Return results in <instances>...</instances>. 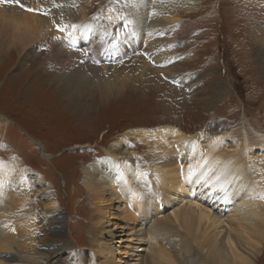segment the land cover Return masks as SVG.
Returning a JSON list of instances; mask_svg holds the SVG:
<instances>
[{
  "label": "rangeland",
  "instance_id": "374dc122",
  "mask_svg": "<svg viewBox=\"0 0 264 264\" xmlns=\"http://www.w3.org/2000/svg\"><path fill=\"white\" fill-rule=\"evenodd\" d=\"M79 1L82 5L75 7L77 14L74 17L75 22H79L85 16L95 19L106 18L111 12L122 16L119 22L123 25L122 20L126 15L124 8L128 0ZM199 2L201 3L197 12L187 13L183 10L179 12L182 22L186 19L201 18L200 21L203 22L198 28L197 35H194L191 29H188L186 34L179 31L181 44L178 47V55L180 56L177 60L171 61L169 66L179 70H164L160 63H156L152 65V68L156 69L157 73L153 70L155 74L146 78L140 76L136 80H134L136 75H132L134 71H127L126 77L120 76L115 79L117 85L122 80H126L127 87L119 86L120 91L107 100L101 99L97 88L100 86L99 78L103 76H92L94 73L88 72L85 76L92 82V86L87 87L91 91L83 88L84 90L79 92L78 96L70 97V94L67 96L58 87L54 78V63L49 62L45 69H40V66L36 64L37 60L45 59L49 48L47 44H41L40 39L36 41L40 44L35 42L28 48L30 53L27 57L23 55L24 58L13 47L9 48L11 41L6 43L7 46L4 47L6 52L0 57V160L12 161L17 158L29 171L24 194L13 201L14 204L16 202V206L24 204V201L37 205L38 214L34 215L36 222L33 224L31 217L29 225L34 226L38 236L39 247L34 252V256L38 254L43 258L39 259L40 263H31L22 257L17 259L13 257L15 262H9L2 256L0 262L5 261L3 264H89V262H82L88 253L83 254L81 251L92 253L91 246L96 242L97 235L93 231L94 213L90 208L88 191L83 184L82 166L100 159L101 157L97 158L98 156H105L106 148L127 135L130 150L138 154L139 162L132 159L127 160L128 162L123 165L132 164L131 170L137 171L135 168L137 164L140 165L141 170H147L156 143L146 130L154 127L171 126L180 133L188 135L187 137H194L198 143H196V150L210 151L203 163H206L208 158L214 159L216 156L215 152L206 146L211 139H215V136L231 132L236 137V144L243 143L247 136L252 138L248 151L242 153L243 155H238L235 144L222 145L220 153L224 157L218 161L222 163L221 165L224 162L232 163L234 158L237 162L239 161L233 165L230 175L232 186L229 185V189L235 190L234 196L238 197L237 203L248 200L250 195L248 192L252 187L259 192L257 191L251 200L264 198V146L259 151H251L254 145L260 142L262 144L264 139L261 138L264 134V65L258 62L261 57L254 55L257 45L255 46L253 27L244 10L246 4L244 0H199ZM174 14L178 15V12ZM53 48L57 49L55 46ZM131 52L129 48L126 49L127 54ZM24 53H26L25 50L22 54ZM110 53L103 51V59H111ZM122 62L116 63L120 65L118 69L140 66V64L129 66L124 64L126 62ZM123 64L124 66H121ZM99 65L107 66L106 61L100 62ZM109 75L105 74L107 78ZM214 82L220 83V96L214 103L211 102L212 107H206L209 101L203 104L201 87ZM200 133H206L211 137L210 141H202L198 136ZM171 144L179 145L174 142ZM174 148L176 149L172 147L173 150ZM229 168L226 166L224 170ZM236 170H240L237 175L233 174ZM261 173H263L262 178ZM147 175L148 178L152 175L155 182L160 184L159 173L153 171L150 174L148 171ZM128 177L134 185V190L130 195L126 194V201L120 202V207L115 204V209H111L108 212L109 215L105 214L111 221L109 227H117L115 229L117 240L124 225L130 219L124 216L127 213L126 209L132 212L135 219H141L136 200L142 193L140 191L143 187L140 184L148 183L149 180L139 181L138 177L135 179L129 175ZM29 178L33 192L29 189ZM39 182L42 185L39 186L37 184ZM47 187L52 193L53 203L61 212L59 223L60 227L63 226L61 234L54 231L51 223L53 218L43 216L47 208L41 192ZM174 194L178 198L167 206L166 211L173 218L176 213L174 209L183 205L188 206V200L199 203V200L195 198L196 194L191 192H175ZM39 196L43 199H39ZM11 199L10 196L6 197L7 201ZM131 204H133L132 208ZM192 205L198 209V204ZM229 212L234 211L225 212L224 215L227 214L225 217L230 215ZM129 223L132 225V222ZM223 228L226 229V227ZM205 229L196 224L193 230L196 232L195 235L199 234V237L191 235L188 228L183 229L190 241L201 252L212 245V243L204 247L198 245L199 238ZM147 233L153 235L149 230ZM147 233L144 236L145 239H147ZM151 237L149 240L151 243L146 240V242H140L141 245H137L138 249L135 248V255L142 254L140 250L143 247L148 248V254L145 251L147 255L138 262L150 261L164 264L180 262L165 242L159 243L160 241L156 239L155 243V237ZM128 243V240L123 242L121 247L123 252L118 254L120 257L117 260L99 251L97 256L100 255L95 259V263L112 261L113 264H120L124 260L138 263L130 260L133 249L125 246ZM117 245V242L112 245L113 250L117 249ZM184 246L186 244L183 241L178 249L181 254H183ZM62 247H67L63 253ZM161 248L166 249L163 252ZM79 253L84 256L83 260H81L83 256L80 258ZM72 257L76 258L77 262H74ZM253 264H264V247Z\"/></svg>",
  "mask_w": 264,
  "mask_h": 264
},
{
  "label": "bare ground",
  "instance_id": "6f19581e",
  "mask_svg": "<svg viewBox=\"0 0 264 264\" xmlns=\"http://www.w3.org/2000/svg\"><path fill=\"white\" fill-rule=\"evenodd\" d=\"M79 2V0H3L0 2V57L5 54L4 47L10 41L12 44L9 48L13 47L19 55L27 57L30 53H28V48L40 39L41 44H47L49 48L45 59L37 60L36 64L40 66V69H45L49 62L54 63V78L58 87L67 96L69 94L70 97L78 96L77 94L82 92L83 88L89 90L87 87H91L92 82L88 81L89 79L85 76L88 72L89 74L94 73L92 76H103L99 78L101 81L97 88L101 99L107 100L120 91L119 86L127 87L126 80L121 79L122 82H119V85L115 83L117 77H126L127 71H134L132 75H136L134 78L136 80L140 76L146 78L157 73L158 71L152 68V65L156 63H160L164 70H179L169 66L171 61L177 60L180 56L178 55V47L181 44L180 34H186L187 30L191 29L194 35H197L198 28L203 24L200 21L202 18L180 21L179 12L181 10L187 13L197 12L201 3L199 0H128L124 8L126 15L122 20L123 25L119 22L122 16L111 12L106 18L95 19L88 15L89 18L85 16L79 22H75L74 17L77 15L75 7L82 5ZM244 2L246 4H244V10L253 27L255 46L257 45L254 55L261 57L258 62L264 65V0H244ZM218 4L220 5L219 1ZM174 12H178V15ZM54 46L57 49H54ZM127 48L132 52L127 54ZM23 50L26 53L22 54ZM103 51L111 52L112 58L103 59ZM89 53L94 55L90 56ZM102 61H106L107 66H100L99 63ZM122 61L129 66L136 64L140 66L139 68L118 69L117 67L120 66L118 64L123 63ZM107 73L110 74L109 79L105 76ZM201 88L199 89L203 92V104L209 101L206 107H212L220 96V83L206 84ZM146 132L156 143L147 170H141L140 165L137 164L135 165L137 171L131 170L132 164L123 165L128 162L127 160L132 159L139 162L138 154L130 150L127 135L106 148L105 156H98L97 158H101L82 166L83 184L88 191L90 208L94 213L93 231L97 235L96 242L91 246L92 253L81 251L83 254L88 253L85 259L79 253L80 258L83 256L82 262L96 264L95 259L100 255L97 256L99 251L117 260L120 257L118 254L123 252L121 249L123 242L127 240L129 243L125 246L133 249L130 260L138 262L148 254V248L143 247L140 250L142 254L139 255L134 254L135 248L141 245L140 242L149 241L150 237L154 236L155 243L156 239L160 241L159 243L165 242L176 254L180 261L176 264H253L264 247V198L251 200L252 196L257 191L259 192L252 187L248 192V195L250 194L248 200L237 203L238 197L234 196L235 190L229 189V185L232 186L230 175L234 168L233 165L239 161L237 162L234 158L232 163L224 162L223 165L218 161L224 157L220 153L222 145L235 144L238 155H243L242 153L248 151L252 138L247 136L243 143L236 144V137L231 132L215 136V139L211 141L209 140L211 137L206 133L198 134L202 141L209 140L212 143L211 145L206 142V146L216 154L214 159L208 158L207 162L203 163L210 151L196 150L197 141L194 137H187L188 135L180 133L171 126L154 127ZM262 137L264 138V134L261 135ZM172 142L179 143V145L174 144L173 146ZM263 146L264 139L262 144L260 142L254 145L251 151H259ZM172 147L176 149L173 150ZM20 162L17 158L12 161L0 160V257L4 256V259L9 262H15L13 257L16 259L22 257L31 263H40L39 259L43 256H38V254L34 256V252L39 247L38 236L34 226L29 225L31 217L33 224L36 222L34 215L38 214L37 205L24 201V204L16 206V202L14 204L13 201L24 194L23 190L27 184L29 171ZM226 166L230 168L225 171ZM148 171L150 174L153 171L160 174V180L158 179L160 184L155 182L152 175L148 178ZM239 171L236 170L233 174L237 175ZM128 175L134 179L138 177L139 181L149 180L148 183L140 184L143 189L136 200L141 219H135L132 212L126 209L127 213L124 216L130 217L129 222H132V225L126 222L117 240L115 239L117 227H109L111 221L106 218L105 214L109 215L108 212L115 209V204L119 206L120 202L126 201V194L130 195L134 190L133 183L129 177L127 178ZM262 177L263 173H261ZM30 181L29 178V189L33 192ZM37 184L42 185L41 182ZM175 192L196 194L195 198L200 204L188 200V206L183 205L174 209L176 213L173 218L166 211L167 206L178 198ZM41 194L47 208L43 216L44 218L52 217L51 223L54 231L61 234L63 229V226L60 227L59 224L61 212L53 203L52 193L47 187ZM7 196L12 199L7 201ZM41 196L39 199H43ZM192 204H198V209ZM132 207L133 204H131ZM117 210L120 211L119 208ZM231 210L234 212H229L230 215L225 217L227 214L224 215V213ZM133 219L135 221H130ZM196 224L201 228H206L199 238L198 245L204 247L212 243L203 252L195 247L183 230L188 228V232L195 235L196 232L193 229ZM147 230L153 235L148 234ZM146 233L147 239L144 237ZM198 235L195 236L199 237ZM183 241L186 244L183 249L184 255L178 250ZM115 242L118 245L117 249L113 250L112 245ZM66 249L67 247H62V253ZM161 249L164 252L166 248ZM72 258L74 262H77L76 258ZM4 262L1 261L0 264ZM103 263L113 264L112 261ZM120 264L164 263L150 261L133 263L124 260Z\"/></svg>",
  "mask_w": 264,
  "mask_h": 264
}]
</instances>
